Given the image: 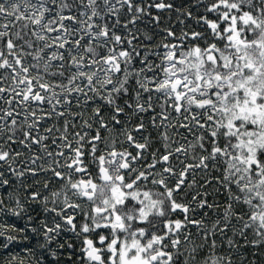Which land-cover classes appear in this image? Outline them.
<instances>
[{"label":"snow or ice","instance_id":"obj_1","mask_svg":"<svg viewBox=\"0 0 264 264\" xmlns=\"http://www.w3.org/2000/svg\"><path fill=\"white\" fill-rule=\"evenodd\" d=\"M0 264H264V0H0Z\"/></svg>","mask_w":264,"mask_h":264},{"label":"trees","instance_id":"obj_2","mask_svg":"<svg viewBox=\"0 0 264 264\" xmlns=\"http://www.w3.org/2000/svg\"><path fill=\"white\" fill-rule=\"evenodd\" d=\"M20 223H22V222H20Z\"/></svg>","mask_w":264,"mask_h":264}]
</instances>
